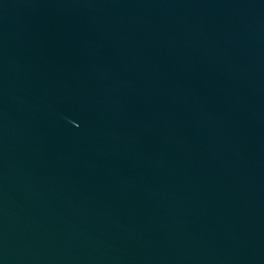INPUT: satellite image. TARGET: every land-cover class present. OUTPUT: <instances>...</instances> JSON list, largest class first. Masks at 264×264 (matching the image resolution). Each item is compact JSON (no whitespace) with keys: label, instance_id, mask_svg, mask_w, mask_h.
Masks as SVG:
<instances>
[{"label":"water","instance_id":"obj_1","mask_svg":"<svg viewBox=\"0 0 264 264\" xmlns=\"http://www.w3.org/2000/svg\"><path fill=\"white\" fill-rule=\"evenodd\" d=\"M0 264H264V0H0Z\"/></svg>","mask_w":264,"mask_h":264}]
</instances>
